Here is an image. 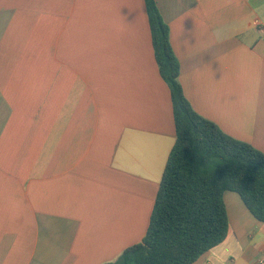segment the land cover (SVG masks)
<instances>
[{
    "label": "crops",
    "instance_id": "1",
    "mask_svg": "<svg viewBox=\"0 0 264 264\" xmlns=\"http://www.w3.org/2000/svg\"><path fill=\"white\" fill-rule=\"evenodd\" d=\"M193 109L264 153V0H156ZM176 142L145 0H0V264H110L147 234ZM193 264H257L224 193Z\"/></svg>",
    "mask_w": 264,
    "mask_h": 264
},
{
    "label": "trees",
    "instance_id": "2",
    "mask_svg": "<svg viewBox=\"0 0 264 264\" xmlns=\"http://www.w3.org/2000/svg\"><path fill=\"white\" fill-rule=\"evenodd\" d=\"M162 78L171 90L176 142L146 236L110 264H193L227 237L224 193H238L264 222V153L198 114L180 82V62L156 0H145Z\"/></svg>",
    "mask_w": 264,
    "mask_h": 264
},
{
    "label": "built area",
    "instance_id": "3",
    "mask_svg": "<svg viewBox=\"0 0 264 264\" xmlns=\"http://www.w3.org/2000/svg\"><path fill=\"white\" fill-rule=\"evenodd\" d=\"M257 264H264V255L258 260Z\"/></svg>",
    "mask_w": 264,
    "mask_h": 264
}]
</instances>
